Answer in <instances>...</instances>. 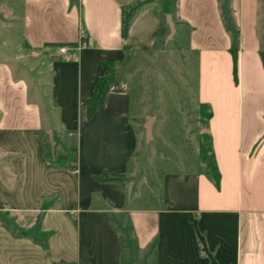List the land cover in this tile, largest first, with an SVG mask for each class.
I'll use <instances>...</instances> for the list:
<instances>
[{"label": "crops", "instance_id": "1", "mask_svg": "<svg viewBox=\"0 0 264 264\" xmlns=\"http://www.w3.org/2000/svg\"><path fill=\"white\" fill-rule=\"evenodd\" d=\"M133 1L19 0L16 46L0 43V212L12 215L18 228L42 236L44 242L14 235L0 224V264L89 262L94 238L87 213L94 210L92 194L103 186L94 176L124 171L133 137L121 119L122 110L106 109L115 98L105 96L104 106L89 120L84 103L104 73L102 61L130 49L154 48L163 32L151 10L124 28V8ZM220 1L176 0L173 19L175 50L198 55L197 120L200 105L209 106L207 131L218 188L199 165L164 177V198L157 208L130 200V205L114 209L128 213L140 248L156 237L157 264H264L259 0H228L238 33L235 43ZM181 38H186V46L179 44ZM60 46L69 48L67 56L58 52ZM89 130L96 146L118 145L113 168L94 170L79 157L77 146L74 160L65 153L64 148L73 146L61 142L67 137L80 140ZM188 133L196 143L198 133ZM148 216L155 219L151 232ZM25 217H34L36 223L26 225Z\"/></svg>", "mask_w": 264, "mask_h": 264}, {"label": "rangeland", "instance_id": "2", "mask_svg": "<svg viewBox=\"0 0 264 264\" xmlns=\"http://www.w3.org/2000/svg\"><path fill=\"white\" fill-rule=\"evenodd\" d=\"M18 2L19 0H0V35L1 32L7 35L0 36V43L7 41L14 47L19 33ZM175 8L176 0H134L124 8V28L140 13L151 10L162 24V34L156 40L154 48L118 52L101 62L104 71L101 77L107 78L108 82L103 89L102 104L96 110L104 106L105 96L115 98L107 102L106 109L122 110L124 114L121 119L131 127L133 141H130V147L127 148L124 171H102L94 176L103 186L92 194L94 210L87 213L89 235L94 238V243L89 262L83 264H157L156 237L147 247L140 248L128 213L124 210L118 213L114 209L130 205V200H137L138 206L147 203L148 209H155L164 198L163 181L166 175L184 174L199 165L203 171L209 172L202 163L211 162L210 154L202 162L200 153L196 150L201 133L204 146L208 144V110L205 109L204 116L197 120L198 55L186 53L185 49L175 50L174 35L165 43L169 33L166 15H170L174 22ZM220 8L225 26L238 37L228 0H221ZM258 28L264 46V0H259ZM178 42L181 46L187 45L186 38H181ZM232 83L235 86L233 72ZM204 85L203 82V87ZM84 106L85 118L89 120L91 117L87 118L85 103ZM149 118L151 122L148 131L146 124ZM198 121L200 124L197 125ZM189 129L196 136L198 133L196 143L191 138L192 135H189ZM94 142L89 130L80 140L67 137V141L61 142V145L70 143L73 146L64 148L71 160L75 158L74 146H77L80 150L79 157L91 164L94 170L113 168L119 159L118 145L112 147L105 144L102 148ZM108 175L115 177L114 180H103ZM214 185L218 188L219 183L216 185L214 182ZM14 221L12 215L0 212V224L8 226L12 234L26 235L44 242L42 236L27 231L26 228H18ZM22 221L26 225L27 221L30 225L36 223L34 217H25ZM154 224L155 219L148 216L149 232L153 230Z\"/></svg>", "mask_w": 264, "mask_h": 264}, {"label": "trees", "instance_id": "3", "mask_svg": "<svg viewBox=\"0 0 264 264\" xmlns=\"http://www.w3.org/2000/svg\"><path fill=\"white\" fill-rule=\"evenodd\" d=\"M233 41H234V43L237 41L236 35H234ZM259 56H260V59H261V62H262L263 68H264V50L259 51ZM232 58H233L234 80H235V82H237V53H236V49H232ZM107 82H108L107 78L100 76L98 78L96 84H95L94 94L92 95V97L90 99L85 101V104L87 106L86 114H87L88 119L95 112L96 108H98L102 104L103 92H104L103 89L106 86ZM90 104H92V105L89 106ZM205 109L208 110V112H207V120H208L211 117V110H210V107L205 105V104L200 105V110H199L200 116L201 117L204 116V110ZM199 153H200L202 162L205 161L208 154H210L211 162L210 163L205 162V163H202V165H204L207 169H209V172H207V173L212 176L213 181L216 183V185H218L219 173H218L217 168L215 166L214 156H213V152H212L211 138H210L209 134H208V144H207V146H204L203 134L201 133V135L199 137ZM97 178L101 179V177H97ZM114 178L115 177L108 175L103 180H114Z\"/></svg>", "mask_w": 264, "mask_h": 264}, {"label": "water", "instance_id": "4", "mask_svg": "<svg viewBox=\"0 0 264 264\" xmlns=\"http://www.w3.org/2000/svg\"><path fill=\"white\" fill-rule=\"evenodd\" d=\"M166 21H167V24H168V27H169V33H168V35L165 38V43L168 42L169 40H171L173 35H174V33H175L174 24L171 21L170 15H166ZM150 122H151V119L149 118L148 122L146 124V127H147L148 131H149V128H150Z\"/></svg>", "mask_w": 264, "mask_h": 264}, {"label": "built area", "instance_id": "5", "mask_svg": "<svg viewBox=\"0 0 264 264\" xmlns=\"http://www.w3.org/2000/svg\"><path fill=\"white\" fill-rule=\"evenodd\" d=\"M85 44L84 43H81L80 44V47H84ZM68 50L69 48L66 47V46H60L58 47V52L61 54V55H64V56H67L68 55Z\"/></svg>", "mask_w": 264, "mask_h": 264}]
</instances>
